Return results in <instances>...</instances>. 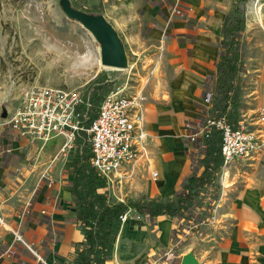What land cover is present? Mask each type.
<instances>
[{
    "label": "crops",
    "instance_id": "crops-1",
    "mask_svg": "<svg viewBox=\"0 0 264 264\" xmlns=\"http://www.w3.org/2000/svg\"><path fill=\"white\" fill-rule=\"evenodd\" d=\"M166 7L163 4L158 8L157 17L162 19L164 15L171 19ZM106 18L118 35L124 33L127 37L124 16ZM178 29L172 28L169 33ZM191 31L195 42L179 43L170 39L163 44L160 57L155 58L156 65L162 68L163 61H168L175 73L166 74L158 69L154 75L162 84L147 88L145 95L142 88L137 90L144 98L148 149L136 161L114 172L113 183L107 181L109 192L123 185L130 172H136L142 164L145 179L139 187L145 189L144 198L174 196L192 173L190 152H184L180 134H189V125L195 124L204 110L210 108L205 97L214 91L209 89V84L217 70L222 37L217 41L216 31L203 28ZM127 39L132 41L130 37ZM129 47L141 51L132 42ZM190 49L193 50L191 56ZM244 96L249 97V101L245 98V103L252 104L245 111L242 104L241 119L254 118L258 109L264 107V61L254 86ZM11 111H7V115ZM189 120L191 122L186 124ZM4 121H0V264H65L74 242L84 237L77 223L68 169L79 143L78 136L72 148L62 151V137L45 142L32 139L20 135ZM245 164L250 165L251 170L244 174L242 187L224 202L228 189H234L235 179L230 180L229 186L223 187L217 205L215 202L219 221L230 225L228 237L218 253L220 264H264V150ZM152 168L158 169L155 170L157 176L153 175L155 171L149 170ZM172 221L176 224L174 218L165 215L151 221L146 214L133 212L121 225L108 264H148L150 255L138 252L145 245L142 239L149 237L145 229L147 223L159 224L161 234L171 245L176 227ZM164 262L169 264L166 259L162 264Z\"/></svg>",
    "mask_w": 264,
    "mask_h": 264
},
{
    "label": "rangeland",
    "instance_id": "rangeland-1",
    "mask_svg": "<svg viewBox=\"0 0 264 264\" xmlns=\"http://www.w3.org/2000/svg\"><path fill=\"white\" fill-rule=\"evenodd\" d=\"M69 1L76 9L103 14L109 20L113 15L124 16L127 37L124 33L119 34V37L127 53V67L102 64L100 42L80 21L65 12L62 0H0V121L5 119L1 116L3 108L12 110L18 102L21 89L27 85L79 88L89 98L92 85L100 77L113 81L114 85L127 83L130 92L142 88L145 95L147 88L162 84L154 75L158 69L166 74L175 73L168 61H163V68L155 63V58L163 53V44L170 39L179 43H193L195 35L191 30L201 28L216 31L214 38L218 41L232 17L234 3V0ZM163 4H166L171 16L169 19L163 15L165 23L161 17H157L160 14L158 8ZM245 9L239 48L245 66L241 73L245 82L241 91L244 111L252 104L245 103V98L249 101V97L244 95L254 86L264 61V0H245ZM176 27L179 29L169 33ZM130 42L139 46L141 51L130 49ZM192 53L190 49L189 55ZM214 73L209 84L211 90L216 88V69ZM164 83L170 84L167 81ZM243 110L240 108L238 120ZM189 127L191 131L194 130V125L190 124ZM187 133L180 134V137L184 152H190L194 169L199 150L197 143L191 141ZM143 167V164L139 165L136 172H130L123 185L119 188L115 186L110 191L111 201L123 200L128 196L138 199L146 195L145 189L139 187L143 186L145 179ZM149 170L153 172L158 169ZM250 170L251 166L243 162L222 167L216 179L220 184L216 205L223 187L229 186L230 180L235 179L234 189H228L226 193L224 202H227L242 187L244 174ZM132 215L133 212L128 213L127 219ZM141 217L146 221L144 215ZM172 222L173 226H180ZM145 229L149 237L142 239L145 245L138 252L150 255L148 264H162L163 259L168 260L169 264H182L183 256L189 252H193L202 264H220L218 253L228 237L230 225L219 221V211L214 208L211 219L202 226L200 232L190 234L188 228L183 230L185 234L178 233L174 246L167 243V237L161 234L159 224L147 223Z\"/></svg>",
    "mask_w": 264,
    "mask_h": 264
},
{
    "label": "trees",
    "instance_id": "trees-1",
    "mask_svg": "<svg viewBox=\"0 0 264 264\" xmlns=\"http://www.w3.org/2000/svg\"><path fill=\"white\" fill-rule=\"evenodd\" d=\"M245 10V0H234L232 17L220 40L216 88L212 92L209 108L212 116H225L233 125L238 122L242 106L241 91L245 86L241 76L245 66L239 50ZM113 87V81L100 77L92 85L90 106L83 108V112L87 113L84 120L86 126H90L97 116L103 98ZM87 138V132L82 130L78 135L76 150L68 162L77 223L84 237L74 242V249L65 264H108L123 223L121 216L125 213L146 214L151 221L159 215L174 218L180 226L173 229L171 246L175 245L178 233L185 234L183 230L187 228L190 234L200 232L211 219L220 190L216 179L223 167L220 131L213 128L200 137L197 166L181 190L166 199L127 197L111 201L106 177L92 165V150Z\"/></svg>",
    "mask_w": 264,
    "mask_h": 264
},
{
    "label": "built area",
    "instance_id": "built-area-1",
    "mask_svg": "<svg viewBox=\"0 0 264 264\" xmlns=\"http://www.w3.org/2000/svg\"><path fill=\"white\" fill-rule=\"evenodd\" d=\"M211 96L209 92L205 97L208 104ZM143 102V96L138 91L130 92L127 83L115 84L103 98L97 116L86 126L87 113L83 108L87 109L90 102L79 88L27 85L21 89L18 102L4 123L20 135L44 142L62 137V151L72 148L78 134L85 130L92 150V165L112 184L114 172L147 152ZM193 125L194 130L187 136L197 143V149L200 137L210 129L220 131L223 167L248 163L264 150V107L258 109L254 118L239 119L236 125L225 116L210 115L205 109ZM153 175L157 176V172ZM121 217L125 221L128 213Z\"/></svg>",
    "mask_w": 264,
    "mask_h": 264
},
{
    "label": "water",
    "instance_id": "water-1",
    "mask_svg": "<svg viewBox=\"0 0 264 264\" xmlns=\"http://www.w3.org/2000/svg\"><path fill=\"white\" fill-rule=\"evenodd\" d=\"M65 12L72 18L80 21L90 30L101 44V62L106 66L127 67V53L124 44L113 25L103 14H93L73 7L69 0H62ZM7 116L3 108L2 117ZM182 264H202L193 252L185 254Z\"/></svg>",
    "mask_w": 264,
    "mask_h": 264
},
{
    "label": "bare ground",
    "instance_id": "bare-ground-1",
    "mask_svg": "<svg viewBox=\"0 0 264 264\" xmlns=\"http://www.w3.org/2000/svg\"><path fill=\"white\" fill-rule=\"evenodd\" d=\"M257 6V5H256ZM253 8H254V6H253ZM141 92V91H140Z\"/></svg>",
    "mask_w": 264,
    "mask_h": 264
}]
</instances>
